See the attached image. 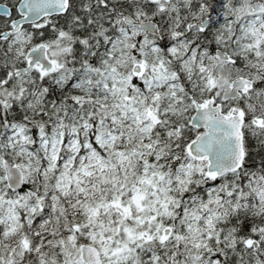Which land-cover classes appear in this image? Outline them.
<instances>
[{
	"label": "snow or ice",
	"instance_id": "1",
	"mask_svg": "<svg viewBox=\"0 0 264 264\" xmlns=\"http://www.w3.org/2000/svg\"><path fill=\"white\" fill-rule=\"evenodd\" d=\"M0 264H264V0H0Z\"/></svg>",
	"mask_w": 264,
	"mask_h": 264
}]
</instances>
